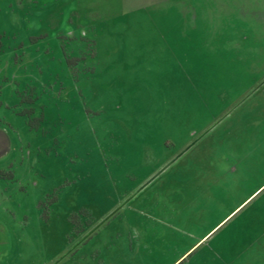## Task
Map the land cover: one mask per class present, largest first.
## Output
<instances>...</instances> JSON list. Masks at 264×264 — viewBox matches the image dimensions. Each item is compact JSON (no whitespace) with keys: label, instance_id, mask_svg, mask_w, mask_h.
Wrapping results in <instances>:
<instances>
[{"label":"rangeland","instance_id":"374dc122","mask_svg":"<svg viewBox=\"0 0 264 264\" xmlns=\"http://www.w3.org/2000/svg\"><path fill=\"white\" fill-rule=\"evenodd\" d=\"M149 1L0 0V264H264V29Z\"/></svg>","mask_w":264,"mask_h":264},{"label":"crops","instance_id":"0c3cea01","mask_svg":"<svg viewBox=\"0 0 264 264\" xmlns=\"http://www.w3.org/2000/svg\"><path fill=\"white\" fill-rule=\"evenodd\" d=\"M125 0H122V4H124ZM133 2V0H131ZM139 2V5L142 4V0H137ZM141 1V2H140ZM165 1L174 3L177 5V3L184 4L181 6L180 9L176 10L178 14H184L186 16V21L193 24L195 27H199V25L203 24H209V20H213L215 23H217L218 27L222 28L223 20L219 18L220 15H222L224 12L237 14L240 16V19L244 22H249V24H259L261 28L264 29V0H213L215 2V6L213 8H210V0H150L147 2L146 5L138 6L137 10H134L138 13H144L145 9L150 5H154L155 7L158 5H162L165 3ZM132 11V10H131ZM130 12V11H127ZM133 12V11H132ZM131 12V14H133ZM213 14V18H210L209 16ZM181 156V155H180ZM179 156V157H180ZM172 157H176L175 155L169 156L167 159H170ZM178 158H174L178 160ZM173 160V161H174ZM246 200L239 203L238 206L235 208H239ZM232 213V212H231ZM229 213V215L231 214ZM228 215V216H229ZM227 216V217H228ZM226 217L223 218L225 220ZM212 230H210L204 237H206ZM196 244H193L185 253L182 255H186L189 251H191ZM193 253V252H192ZM181 255L180 258L183 256ZM179 258V259H180ZM178 259V260H179ZM177 260V261H178ZM176 261V262H177ZM175 262V263H176ZM174 263V264H175ZM218 264V263H213ZM224 264V263H220ZM228 264H236L235 262H229Z\"/></svg>","mask_w":264,"mask_h":264},{"label":"trees","instance_id":"16d2710c","mask_svg":"<svg viewBox=\"0 0 264 264\" xmlns=\"http://www.w3.org/2000/svg\"><path fill=\"white\" fill-rule=\"evenodd\" d=\"M178 264H182V262L178 263Z\"/></svg>","mask_w":264,"mask_h":264}]
</instances>
